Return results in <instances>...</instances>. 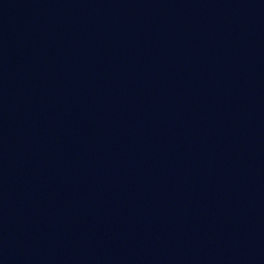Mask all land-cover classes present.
<instances>
[{"label":"water","instance_id":"95a60500","mask_svg":"<svg viewBox=\"0 0 264 264\" xmlns=\"http://www.w3.org/2000/svg\"><path fill=\"white\" fill-rule=\"evenodd\" d=\"M0 264H264V0H0Z\"/></svg>","mask_w":264,"mask_h":264}]
</instances>
